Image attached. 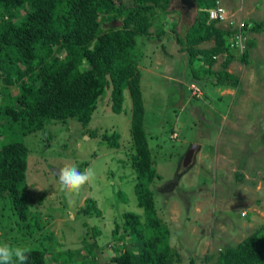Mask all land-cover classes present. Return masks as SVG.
Masks as SVG:
<instances>
[{"label": "rangeland", "instance_id": "obj_1", "mask_svg": "<svg viewBox=\"0 0 264 264\" xmlns=\"http://www.w3.org/2000/svg\"><path fill=\"white\" fill-rule=\"evenodd\" d=\"M220 1L235 19L264 20V0ZM169 9L165 23L156 14L148 36H137L144 127L160 176L151 187L158 215L170 228V243L179 252L176 264H213L224 247L240 243L264 224V30L246 32L247 38L255 39L246 63L237 52L229 63L227 70L239 78L236 87L207 83L195 97L178 38L197 9L182 8L178 0ZM111 24L120 25L109 21L104 26ZM216 24L224 28L223 23ZM212 44L207 40L198 46ZM220 62L213 67H220ZM11 91L16 93L17 88ZM130 117L128 90L121 113L111 111L107 90L88 126L75 120L53 121L45 131L26 135V196L30 221L37 218L40 227L29 237L21 236L8 199L0 197V243L50 251L78 248L82 254L88 253L86 245L91 243L96 264L109 263L116 247L111 232L120 214L133 211L144 220L130 166ZM113 131L120 133L117 149L99 142L101 133ZM192 145L190 161L183 165ZM66 165L80 171L91 167L95 178L79 193L61 191L57 173ZM90 200L99 215L81 211Z\"/></svg>", "mask_w": 264, "mask_h": 264}, {"label": "trees", "instance_id": "obj_2", "mask_svg": "<svg viewBox=\"0 0 264 264\" xmlns=\"http://www.w3.org/2000/svg\"><path fill=\"white\" fill-rule=\"evenodd\" d=\"M172 1L0 0V197L8 199L21 236L29 237L40 227L37 218L30 221L26 196L29 148L24 137L45 131V126L53 121L75 120L88 126L107 90L111 111L121 113L124 91L128 90L133 147L129 158L135 172L134 193L137 205L144 211V220L133 211L120 214L121 219L114 222L111 232L115 252L107 264L179 261V252L170 243V228L158 215L151 187L160 176L144 127L145 108L136 53L137 36H148L156 14L165 23ZM194 1L197 14L178 38L190 66V83L199 88L207 83L221 88L236 87L239 78L227 70L237 57L230 47L232 32L208 19L216 0ZM109 21L121 24L104 26ZM245 23L246 32L264 30L263 19ZM207 40H213V44L198 46ZM246 42L248 45L237 57L243 63L248 61L255 39L248 37ZM218 59L220 67L214 68ZM13 86L16 93L11 91ZM119 139L117 131L103 132L99 142L117 149ZM240 177L238 173L237 178ZM81 211L100 214L94 200ZM93 229L100 233L98 227ZM22 247L30 249L27 264H96L91 243L86 245L87 254L78 248L50 251ZM213 264H264V224L240 243L224 247Z\"/></svg>", "mask_w": 264, "mask_h": 264}, {"label": "clouds", "instance_id": "obj_3", "mask_svg": "<svg viewBox=\"0 0 264 264\" xmlns=\"http://www.w3.org/2000/svg\"><path fill=\"white\" fill-rule=\"evenodd\" d=\"M59 177V190L72 194L90 184L95 173L91 167L80 171L75 166L66 165L59 170ZM29 252L26 247L0 243V264H27Z\"/></svg>", "mask_w": 264, "mask_h": 264}, {"label": "built area", "instance_id": "obj_4", "mask_svg": "<svg viewBox=\"0 0 264 264\" xmlns=\"http://www.w3.org/2000/svg\"><path fill=\"white\" fill-rule=\"evenodd\" d=\"M208 19L216 21V23H223L224 28L232 32L230 47L233 51L242 54L247 45V33L244 29L245 21L242 19H235L227 14L225 6L220 0H216L215 6L209 9ZM189 88L192 96H199L201 89L195 83H190Z\"/></svg>", "mask_w": 264, "mask_h": 264}, {"label": "water", "instance_id": "obj_5", "mask_svg": "<svg viewBox=\"0 0 264 264\" xmlns=\"http://www.w3.org/2000/svg\"><path fill=\"white\" fill-rule=\"evenodd\" d=\"M182 1L183 3H185L189 8H196L197 9V5L195 3L194 0H180ZM119 24H121V22L118 21ZM194 145H192L190 147V149L188 150V152L186 153L185 157H184V160H183V165H186L189 161H190V158H191V154L194 150ZM59 175V173H57ZM60 179V177H59Z\"/></svg>", "mask_w": 264, "mask_h": 264}, {"label": "flooded vegetation", "instance_id": "obj_6", "mask_svg": "<svg viewBox=\"0 0 264 264\" xmlns=\"http://www.w3.org/2000/svg\"><path fill=\"white\" fill-rule=\"evenodd\" d=\"M179 2H180V5H181V7L182 8H187L188 6L185 4V3H183L182 1H180V0H178Z\"/></svg>", "mask_w": 264, "mask_h": 264}, {"label": "crops", "instance_id": "obj_7", "mask_svg": "<svg viewBox=\"0 0 264 264\" xmlns=\"http://www.w3.org/2000/svg\"><path fill=\"white\" fill-rule=\"evenodd\" d=\"M180 12H181V10H180Z\"/></svg>", "mask_w": 264, "mask_h": 264}]
</instances>
